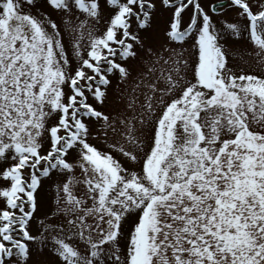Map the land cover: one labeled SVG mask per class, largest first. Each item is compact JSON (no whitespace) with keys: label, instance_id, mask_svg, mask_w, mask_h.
<instances>
[{"label":"snow or ice","instance_id":"obj_1","mask_svg":"<svg viewBox=\"0 0 264 264\" xmlns=\"http://www.w3.org/2000/svg\"><path fill=\"white\" fill-rule=\"evenodd\" d=\"M0 264H264V0H0Z\"/></svg>","mask_w":264,"mask_h":264}]
</instances>
